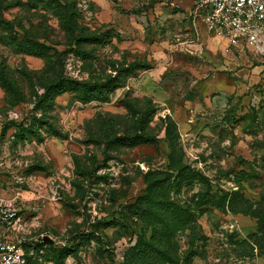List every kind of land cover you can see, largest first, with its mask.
<instances>
[{"label": "rangeland", "instance_id": "rangeland-1", "mask_svg": "<svg viewBox=\"0 0 264 264\" xmlns=\"http://www.w3.org/2000/svg\"><path fill=\"white\" fill-rule=\"evenodd\" d=\"M55 75L103 92L43 95ZM138 128L153 140L123 143ZM155 182L192 213L164 229L176 264H264V51L189 0H0V197L24 264H126Z\"/></svg>", "mask_w": 264, "mask_h": 264}, {"label": "built area", "instance_id": "built-area-1", "mask_svg": "<svg viewBox=\"0 0 264 264\" xmlns=\"http://www.w3.org/2000/svg\"><path fill=\"white\" fill-rule=\"evenodd\" d=\"M190 13L227 46L264 51V0H189ZM15 208L0 197V224L13 227ZM21 245L0 239V264H24Z\"/></svg>", "mask_w": 264, "mask_h": 264}, {"label": "trees", "instance_id": "trees-1", "mask_svg": "<svg viewBox=\"0 0 264 264\" xmlns=\"http://www.w3.org/2000/svg\"><path fill=\"white\" fill-rule=\"evenodd\" d=\"M69 30L70 33H73L74 27ZM81 40L82 35H75V43H77V45H79ZM49 63L50 61L46 64ZM131 65L134 66V63ZM102 86V84H89L71 78H64L62 75H55L49 84H44L42 87L44 88L43 95H47L51 89L53 90L52 96L59 92L70 90L77 93L82 101H87L91 99L92 93H96V95L101 94L103 92ZM168 125L169 123H166V135L171 138ZM122 139L123 143L127 145L147 143L153 140L148 132H145L140 128H138L133 134L122 136ZM147 186L148 191L145 195L140 196L139 199L142 201L145 200V203L149 204L147 214L148 217L151 218L148 221V225L151 226L150 234L148 237H138L136 244L129 249V254L125 257V262L126 264H176L177 260L175 259V256L166 248L164 229L167 227L169 233L173 226L176 227V230L185 227L183 224L187 222V219L191 218L192 213L185 208L174 204L170 200L155 196L154 193L156 188L160 187L157 182L149 183ZM229 205H233L232 200L231 203L229 201ZM175 217L181 218H178L179 221L177 220L174 222Z\"/></svg>", "mask_w": 264, "mask_h": 264}, {"label": "crops", "instance_id": "crops-1", "mask_svg": "<svg viewBox=\"0 0 264 264\" xmlns=\"http://www.w3.org/2000/svg\"><path fill=\"white\" fill-rule=\"evenodd\" d=\"M228 98H229V95L226 92H217L212 97V101L213 103H215V105L224 106ZM8 231H9L8 225L0 224V239H3L4 237L11 238L10 233H8Z\"/></svg>", "mask_w": 264, "mask_h": 264}]
</instances>
